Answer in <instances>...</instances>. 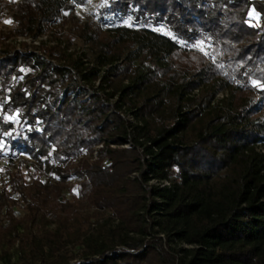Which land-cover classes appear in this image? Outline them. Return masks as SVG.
<instances>
[{
  "label": "trees",
  "instance_id": "1",
  "mask_svg": "<svg viewBox=\"0 0 264 264\" xmlns=\"http://www.w3.org/2000/svg\"><path fill=\"white\" fill-rule=\"evenodd\" d=\"M72 10L70 0H20L0 44L63 30ZM121 17L135 26L74 24L91 61L56 46L0 47L9 152L58 177L28 184L15 173L0 188V210L12 195L29 200L24 219L2 214V264L15 243V264H264V89L251 85H264V0H107L100 9V22ZM198 41L214 63L188 47ZM69 175L78 202L64 199Z\"/></svg>",
  "mask_w": 264,
  "mask_h": 264
},
{
  "label": "rangeland",
  "instance_id": "2",
  "mask_svg": "<svg viewBox=\"0 0 264 264\" xmlns=\"http://www.w3.org/2000/svg\"><path fill=\"white\" fill-rule=\"evenodd\" d=\"M20 0H1L2 3L6 4L7 8L0 11V32L4 35L12 34L15 28V23L12 20V7L19 3ZM71 5L73 6L72 11H66L63 13V19L67 21V25L63 27V30L55 29L53 33H47L40 35L37 38L31 37H20V36H13L7 38L2 44L8 50H18L22 51L27 50L30 52H36L40 54L37 48L41 45L44 47H52L56 46L64 52L65 55H71L72 57H81L83 61H91L92 59V52L91 49L82 43L74 34L73 26L74 24H84L90 23L99 25L103 28L107 26H111L110 23L113 25L121 24L127 26H135L131 23V18L129 17H121L117 20L109 21H99L100 9L106 5L107 0H70ZM67 13V15L65 14ZM249 23H254L256 25L260 24V16L256 13L253 9H251L248 13ZM6 21H11L10 23H6ZM155 30L159 31L162 34H170V32L164 28L163 26H157ZM0 44V47H2ZM180 45H184L183 42H179ZM58 45V46H57ZM188 47L195 48L199 51L201 55H204L208 58V60L214 63V58L209 56V44L203 41H198L195 44H188ZM194 59H190L189 61L192 62ZM258 83V82H257ZM97 85V82H96ZM253 85V81L251 82ZM258 90L262 88L259 86H254ZM195 94L197 91L194 92ZM227 93H219L216 96V100H221L223 97H227ZM5 116L1 117V121L3 122H15L13 120H8L4 118ZM14 129V128H13ZM4 133H11V135H4ZM15 135V131L12 129L1 130L0 129V153L12 154V161L9 166H7L3 172L8 176V181L6 183L2 182V176H0V188L5 187L6 189L9 186V180L11 176L15 173L22 174V176L26 179V182L29 184L33 177L37 175L40 176L42 181L47 179L49 180H57V173L56 168L49 167L48 164L37 163L31 159H27L25 157H13L16 156V152L10 153V144L9 141L13 140V136ZM100 146L94 148L93 157L96 156V151L99 149ZM259 151L264 152V147H258ZM78 182L79 180L74 175H69L66 186L67 192H64V199L69 202H78ZM149 184L154 185V181H150ZM27 202L24 199L19 198L17 195H12L11 203L6 205V207L0 210V219L3 212H7L13 219L15 220H22L27 215ZM85 210V209H84ZM90 212L94 211V209H89ZM40 214L36 217L33 223L28 222L30 227H33L34 231H38L40 228ZM53 228V226H50ZM20 232V230H18ZM186 248L185 246H182ZM3 250L5 246H2ZM10 256L9 261H6L9 264H15L16 258L18 257L17 251V244L15 243L12 248L8 250ZM68 253L78 256L80 254L79 248H68ZM3 255V251H0V256ZM77 260V259H76ZM75 260V261H76ZM72 261L71 263L73 264ZM0 264H2V258L0 257Z\"/></svg>",
  "mask_w": 264,
  "mask_h": 264
},
{
  "label": "built area",
  "instance_id": "3",
  "mask_svg": "<svg viewBox=\"0 0 264 264\" xmlns=\"http://www.w3.org/2000/svg\"><path fill=\"white\" fill-rule=\"evenodd\" d=\"M25 157L27 159H29L27 156H25L22 153H17L16 156L13 157ZM12 154H6V153H0V176H2V182L6 183L8 181V176L6 174H4L3 170L10 165L11 161H12Z\"/></svg>",
  "mask_w": 264,
  "mask_h": 264
},
{
  "label": "snow or ice",
  "instance_id": "4",
  "mask_svg": "<svg viewBox=\"0 0 264 264\" xmlns=\"http://www.w3.org/2000/svg\"><path fill=\"white\" fill-rule=\"evenodd\" d=\"M66 15H67V13H65ZM11 21H6V23H10ZM253 85L254 86H259V87H261L262 89H264V85H259L258 83H257V81H253ZM18 115V114H17ZM5 119H8V120H16L17 119V116H5L4 117ZM4 135H11V133H4Z\"/></svg>",
  "mask_w": 264,
  "mask_h": 264
}]
</instances>
